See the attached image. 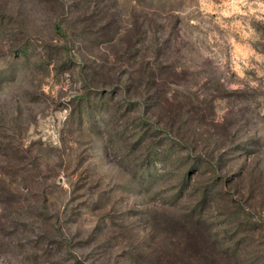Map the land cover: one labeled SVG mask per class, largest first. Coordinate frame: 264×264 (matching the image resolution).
<instances>
[{"label": "rangeland", "instance_id": "1", "mask_svg": "<svg viewBox=\"0 0 264 264\" xmlns=\"http://www.w3.org/2000/svg\"><path fill=\"white\" fill-rule=\"evenodd\" d=\"M0 264H264V0H0Z\"/></svg>", "mask_w": 264, "mask_h": 264}, {"label": "trees", "instance_id": "2", "mask_svg": "<svg viewBox=\"0 0 264 264\" xmlns=\"http://www.w3.org/2000/svg\"><path fill=\"white\" fill-rule=\"evenodd\" d=\"M84 96H82L81 98H83Z\"/></svg>", "mask_w": 264, "mask_h": 264}]
</instances>
